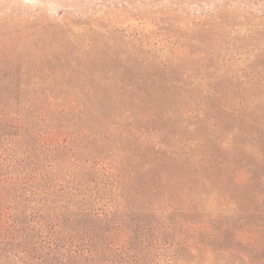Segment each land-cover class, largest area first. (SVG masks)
<instances>
[{
	"label": "rangeland",
	"instance_id": "1",
	"mask_svg": "<svg viewBox=\"0 0 264 264\" xmlns=\"http://www.w3.org/2000/svg\"><path fill=\"white\" fill-rule=\"evenodd\" d=\"M0 264H264V0H0Z\"/></svg>",
	"mask_w": 264,
	"mask_h": 264
}]
</instances>
